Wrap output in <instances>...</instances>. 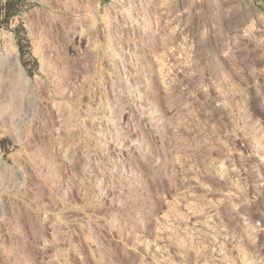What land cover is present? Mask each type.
Segmentation results:
<instances>
[{
  "label": "rangeland",
  "instance_id": "374dc122",
  "mask_svg": "<svg viewBox=\"0 0 264 264\" xmlns=\"http://www.w3.org/2000/svg\"><path fill=\"white\" fill-rule=\"evenodd\" d=\"M7 1L0 264H264V0Z\"/></svg>",
  "mask_w": 264,
  "mask_h": 264
},
{
  "label": "bare ground",
  "instance_id": "6f19581e",
  "mask_svg": "<svg viewBox=\"0 0 264 264\" xmlns=\"http://www.w3.org/2000/svg\"><path fill=\"white\" fill-rule=\"evenodd\" d=\"M11 61V60H10ZM13 63H14V60L12 61ZM14 69V68H13ZM16 71V70H15ZM14 71V72H15ZM18 72H19V70H17ZM20 73V72H19ZM12 76V75H11ZM20 75H18V77H19ZM10 77V76H9ZM1 78V77H0ZM14 79V78H13ZM15 80V79H14ZM17 81V80H16ZM9 82H10V79H9ZM18 82V81H17ZM13 83V82H12ZM14 85V84H13ZM21 87V86H20ZM8 93V92H7ZM3 94V93H2ZM5 95V94H4ZM10 96H12V95H10ZM6 98V97H5ZM7 98H8V96H7ZM1 99V98H0ZM11 101V100H10ZM8 102H9V100H8ZM12 104V103H11ZM3 106V105H2ZM13 107H14V105H13ZM16 108V107H15ZM0 110H2V109H0ZM18 110V109H17ZM20 111V110H19ZM14 112V110H13V108H12V114H14L13 113ZM17 112V111H16ZM4 113V112H3ZM11 114V115H12ZM16 114V113H15ZM1 115V114H0ZM8 118V117H7ZM10 125V124H9Z\"/></svg>",
  "mask_w": 264,
  "mask_h": 264
},
{
  "label": "trees",
  "instance_id": "16d2710c",
  "mask_svg": "<svg viewBox=\"0 0 264 264\" xmlns=\"http://www.w3.org/2000/svg\"><path fill=\"white\" fill-rule=\"evenodd\" d=\"M14 2H16V1L8 0L7 3H6L7 8H10L13 5Z\"/></svg>",
  "mask_w": 264,
  "mask_h": 264
}]
</instances>
